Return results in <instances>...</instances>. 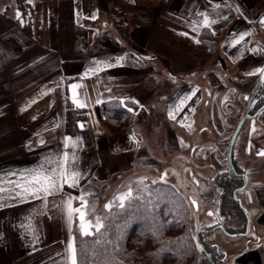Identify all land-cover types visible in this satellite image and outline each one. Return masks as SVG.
Returning <instances> with one entry per match:
<instances>
[{
  "label": "crops",
  "instance_id": "crops-1",
  "mask_svg": "<svg viewBox=\"0 0 264 264\" xmlns=\"http://www.w3.org/2000/svg\"><path fill=\"white\" fill-rule=\"evenodd\" d=\"M19 1L0 0V264H64L76 222L73 217L70 229L64 202L72 197L79 207L81 193L93 198L140 159L159 154L136 131L113 134L97 107L119 100L146 117L159 112L155 130L163 134L164 152L185 148L176 127L193 132L202 108L237 90L232 69L245 79L264 69V0H154L146 14L137 6L147 0H24V8ZM72 85H79L77 99L85 107L73 102ZM217 86L222 90L213 93ZM68 102L86 111L77 135L65 131ZM67 137L75 146L65 147ZM65 152L75 155L76 187L65 184L40 199L16 195L8 181ZM250 190L249 215L264 208V186ZM262 209L257 223L264 226ZM248 230L226 234L235 250L230 256L260 264L264 249L250 247Z\"/></svg>",
  "mask_w": 264,
  "mask_h": 264
},
{
  "label": "rangeland",
  "instance_id": "rangeland-1",
  "mask_svg": "<svg viewBox=\"0 0 264 264\" xmlns=\"http://www.w3.org/2000/svg\"><path fill=\"white\" fill-rule=\"evenodd\" d=\"M138 2L137 9L141 11L142 14H146L148 8L155 5L154 0ZM176 4L177 3L174 1L171 6L179 8L180 5L178 6ZM259 15V13L256 14V22L258 26L261 27ZM210 49L212 48L210 47ZM232 71L229 77L233 79V84H240V86L236 85V87H233L237 90L233 91L230 89V92L226 95L225 93L220 95V98L215 102V107L214 104H212L209 108H202L200 110V115L197 117L198 123L193 132L188 134L181 128L176 127L175 132L180 133L185 139V148L165 153L166 150L164 152L162 147L163 134L161 130L160 133L155 130L159 127L158 125L163 116L159 112L154 115L152 111L151 117H149V115L146 117V111L138 112L140 116L135 126L136 134L138 136L141 134L150 140L149 144L151 146V151L155 154H159H156V159H140L132 172H128L126 175L117 178L114 182L110 183L111 185L109 187L107 184H105L104 187H100L97 191L98 194L96 193L97 196L88 199L89 204L94 205V210L89 214L90 219L100 217L103 226H106L111 210L119 207L118 203L114 202L115 198L129 190L132 191V194L137 192V195L142 197L144 188H147L148 185L169 186L171 191L164 186H159L156 188L157 191L154 190L153 193H150V190L146 192L149 201L157 203L163 202V200H161L162 197H158L159 193L165 192L164 196L172 193L174 194V192H172V187H175L183 196H181L185 202V207L182 205L183 211H187L190 214L189 228L195 240L198 230L211 229L205 232L204 238L206 242L211 246H218L220 252L225 253L221 255L222 257L220 255L218 256V258L221 257L218 264H242L240 263L241 259H236L234 261V257L239 256H230L235 250L231 247V239L226 236V230H214L216 226L224 224V218L219 212L223 191L216 184V181L219 179L220 175L231 171L232 166L237 168V170L239 169L240 172L244 170L249 177V182L244 189L238 191L236 194L233 193V196L235 200L238 198L242 201V208L246 212L249 210L248 208H250L247 205L252 203L249 200L251 194L250 189L264 186V155L258 154L264 152V109L256 117L248 119L242 126L234 146L233 164L232 166L228 164L230 140L239 121L249 109L254 98L259 99L252 113L264 104V82L260 83L259 75L254 77V79H245L243 76H240L237 68H233ZM219 72L220 70L218 69L217 73L221 74ZM237 81L239 83H237ZM227 87L230 88V85H227ZM211 89L213 93L214 91L218 92L222 90L219 89L218 86ZM214 95L215 94L211 95V100ZM221 97L224 99L222 100ZM213 109H216L214 113ZM149 118H151V120ZM162 153L164 155H161ZM153 181H155V183H153ZM245 183L246 180L243 185ZM193 201L197 203V210L194 209ZM110 203H112L113 206L109 210L105 208V205ZM166 204L168 206V202ZM257 204L258 202L256 205ZM261 207L260 205L255 208L253 207V209L251 208L250 215L247 212L248 218L251 221L247 224V229H249L247 238H250V247H260L259 245H261L260 249L263 250L264 226L257 223V217L263 208ZM143 225L144 223H141L139 226ZM232 226L235 229H240L242 227V225L238 223ZM75 232L78 233L77 219L74 226V233ZM136 240L142 243L140 238H134L133 241L130 242V248H134L138 244L135 242ZM149 250L150 253L154 255V249L150 244ZM138 251L139 247L135 248L133 256H130L131 258L127 256L129 259H126L125 263L139 264L137 260ZM203 252L204 251L200 249V251L194 255L196 264H216L213 261L212 253H208L210 255L205 256ZM262 254H264V252ZM247 257L249 256H244L245 259ZM205 260L209 262L207 261V263H204ZM157 261L161 263V258H158ZM165 263L170 264V262ZM246 263L248 262L244 264ZM176 264H180V262ZM260 264H264V256H260Z\"/></svg>",
  "mask_w": 264,
  "mask_h": 264
},
{
  "label": "trees",
  "instance_id": "trees-1",
  "mask_svg": "<svg viewBox=\"0 0 264 264\" xmlns=\"http://www.w3.org/2000/svg\"><path fill=\"white\" fill-rule=\"evenodd\" d=\"M19 3L20 7L24 8V0H20ZM128 108H131L132 111L129 112ZM97 115L115 135L134 134L140 116L135 104L132 102L121 104L119 100L99 105ZM85 119L86 111L84 109L77 108L71 102L67 103L65 131L68 135L81 133L84 129ZM235 170L225 172L216 181L223 191L219 212L224 218L225 230L229 235L245 233L248 224L246 211L233 196L235 190L245 181V178L239 175L240 170L237 168ZM159 186L170 189L165 185H148L147 188H144L142 197L134 192L133 198L130 202L126 201L124 208H113L108 222L101 229L100 234L94 232L90 237H81L79 232H75V234L73 230V237L77 238V247L79 248L81 242H84V247L88 249L87 255L84 257V264H126V259L133 256L135 248L138 247L137 260L139 264H166L165 262L196 264L194 255L200 249L197 241L191 235L190 214L182 209V205L185 207L183 196L175 187H172L174 194L165 196V192L158 194V197H162L163 202H150L146 192L150 190V193H153ZM141 223L144 225L139 226ZM235 223L241 224L242 227L235 229L232 226ZM206 230L210 231L211 229L207 228ZM204 235L205 233H201L198 237L199 242L205 247L203 254L207 256V253H212L213 261L218 264L221 255L225 253L220 252L218 246L209 245ZM137 237L142 243L136 240L135 242L138 244L134 248H130V242ZM148 243L152 245L154 255L150 253ZM219 255L221 257L218 258ZM157 257L161 258V263L157 261ZM205 261L204 263H207L208 260Z\"/></svg>",
  "mask_w": 264,
  "mask_h": 264
},
{
  "label": "snow or ice",
  "instance_id": "snow-or-ice-1",
  "mask_svg": "<svg viewBox=\"0 0 264 264\" xmlns=\"http://www.w3.org/2000/svg\"><path fill=\"white\" fill-rule=\"evenodd\" d=\"M17 17H19V13H17ZM215 21H212L214 23ZM264 23V21H262ZM209 24V20L207 16L204 18V25L207 26ZM244 34L239 37V39L233 41V44H239L241 41L245 39ZM197 43L199 41H196ZM95 71V69H92ZM249 75H259L260 77H264V69H256L255 72L249 73ZM264 82V81H262ZM73 90V102L76 103L77 107H85L83 103H80L77 99L76 89L79 85H72ZM135 103V101H133ZM121 104H124V101H121ZM129 112L132 111L131 108L127 109ZM173 118H175L173 116ZM83 127V125H81ZM75 141L72 140L71 137L65 138V147H69V145L75 146ZM259 155H264V152L258 153ZM75 160V155L73 154L71 157L67 152L63 153L59 158H46L44 163H42L36 169L28 170L26 173L21 174L20 178L13 182L8 181L10 185H12L15 189H19L16 195L21 196L22 198H26L31 196L34 199L46 198L49 195H53L59 191H61L65 184L69 187H76L79 183L80 174L78 171L73 170L72 162ZM48 165H53L52 167H48ZM12 175H16L13 173ZM155 183V181H153ZM5 191L3 187H0V192ZM88 193H81L79 197L75 199L79 200L80 206L73 207V199L69 197L67 201L64 202V209L66 211L69 227L71 229V225L73 223V217H76L78 220V232L81 237H90L94 234H100L101 229L104 227L100 217H96L94 219L89 218L90 212L94 210V205H90L87 199ZM133 198L132 191L129 190L126 193H123L115 198V203H118L120 208H124L126 206V201H131ZM113 206L112 203L105 205V208L111 209ZM77 238L70 237L67 247L65 249L66 259L64 264H84V257L87 255L88 249L84 247V242H81V246L77 247ZM95 243V242H94Z\"/></svg>",
  "mask_w": 264,
  "mask_h": 264
},
{
  "label": "water",
  "instance_id": "water-1",
  "mask_svg": "<svg viewBox=\"0 0 264 264\" xmlns=\"http://www.w3.org/2000/svg\"><path fill=\"white\" fill-rule=\"evenodd\" d=\"M262 21H264V18L262 19ZM261 21V22H262ZM264 25V23H262ZM261 81H264V77H260ZM257 102V99H254L249 107V109L247 110V112L243 115V117L241 118V120L239 121L233 135H232V138L230 140V145H229V149H228V164L230 166H232L233 164V153H234V146H235V142L237 140V137H238V134L242 128V126L244 125V123L248 120V119H251L253 117H255L258 113H260V111H262L264 109V104L259 108L257 109L254 113H252L254 111V107H255V104ZM244 177L246 178V183L241 187V188H238L235 190V194L244 189L246 184L248 183V176L247 175H244ZM236 201L239 202V204L241 205V200L236 198ZM193 206H194V209L197 210L198 206H197V203L193 201ZM215 229H221L223 231H225V228H224V224H221V225H218L216 226ZM205 232H208V230L206 229H200L198 230L197 234H196V241L198 243V246L201 250H203L205 252V247L203 244H201L198 240V237L201 233H205ZM210 254L207 253V256H209Z\"/></svg>",
  "mask_w": 264,
  "mask_h": 264
},
{
  "label": "flooded vegetation",
  "instance_id": "flooded-vegetation-1",
  "mask_svg": "<svg viewBox=\"0 0 264 264\" xmlns=\"http://www.w3.org/2000/svg\"><path fill=\"white\" fill-rule=\"evenodd\" d=\"M235 170V168L232 166L231 167V171H234ZM235 172H236V170H235ZM235 174H237V173H235ZM239 175H241L242 177H244V175H247L245 172H244V170H241V172H240V174ZM248 176V175H247ZM245 178V177H244ZM245 180H246V178H245ZM239 188H241V187H239ZM238 189V188H237ZM225 224V223H224Z\"/></svg>",
  "mask_w": 264,
  "mask_h": 264
}]
</instances>
